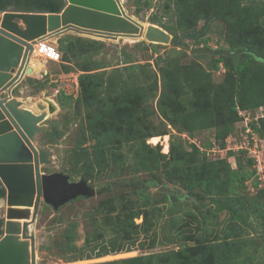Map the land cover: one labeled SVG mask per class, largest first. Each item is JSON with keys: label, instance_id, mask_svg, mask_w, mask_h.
<instances>
[{"label": "trees", "instance_id": "16d2710c", "mask_svg": "<svg viewBox=\"0 0 264 264\" xmlns=\"http://www.w3.org/2000/svg\"><path fill=\"white\" fill-rule=\"evenodd\" d=\"M146 1L148 6L153 5V0ZM162 1L158 8L163 16L174 15L176 18L177 29L174 34L178 32L185 34L186 38L193 40V46L211 48L208 45L209 37L206 36V31L212 21L221 20L226 23L227 33L230 34L226 37L230 43L228 49L245 51L236 56L191 54V61L183 62L181 58L187 55V50L191 47L187 42L177 39L170 52L155 60L157 68L155 71L148 68L146 70L142 63H132L112 72L105 70L92 72L103 62L118 61L121 55L119 46L112 59L107 58L105 52L102 58L96 60L81 59L80 51L95 50L108 40L83 38V41L74 39L69 41L66 36L62 37L57 48L61 54L70 53L76 65L74 68L81 71L77 76L80 93L74 97L60 89L56 94L57 103L64 109L74 107L75 110H79L81 106L90 109L86 119L96 123L94 133L98 132L97 148H101L102 152L101 155H95L99 171L108 165V159L104 157L106 152H111L116 159L115 156L118 155L116 150L120 145L130 142L133 170L147 173V177L133 176L127 180L122 179L121 186L132 190L108 197L94 210L85 212L91 223L86 228L81 247L75 244L78 236L77 223L72 220L63 234L57 236L58 251L55 254H59L60 251H75L77 257L88 258L92 254L99 256L116 253L125 249L130 250L137 244L142 245L145 242L143 238L149 237L154 228L153 219L156 218V214L164 212L159 206L151 203V194L148 191L151 187L160 186L163 181L155 176L148 177V174L163 169L165 182L178 181L188 196L208 200L212 207H209L208 213L202 216V220L191 213L196 224L193 226V233L186 234L183 238L193 240L194 244L182 250H171L155 255L159 262L264 264V253L259 262L256 260L258 253L256 250H259V247L253 240L234 236L217 243L208 240L209 235L203 233L208 225L206 217L209 214L217 216L222 211L228 214L226 222L233 220L250 227L242 214L243 210L247 209L260 220L259 240L262 245L261 251H264V190L260 189L261 194L253 201L243 193L248 179L254 187L259 188L255 168L240 163L232 168L227 158L235 154L233 151H228L225 157L208 160L200 147L191 143V149H185L183 143L186 141L173 133L169 134L168 158L157 146L146 143V139L151 136L166 135L168 133L166 129L156 131L146 127V124L141 125L146 117L156 114L161 122L167 121L178 133L193 135L196 131L214 128V139L206 141L205 147L211 148L217 144L224 148L225 138L231 130L233 131L234 124L241 123L242 130H245L243 117L239 114L241 110L250 115L253 110L264 111V0ZM64 4V0H0V11L11 8L58 12ZM200 21L204 24L197 31ZM150 44L156 46L154 43ZM107 47L108 45L106 50ZM216 49L226 48L217 46ZM206 57L210 58L211 63L208 69L197 60ZM221 66L224 68L223 80L214 83L211 71L218 70ZM64 69L67 72L72 68L68 65ZM136 74L142 75V78L135 77ZM152 100H155V105L149 107L148 102ZM140 113L144 114V117L142 116L144 119L139 122ZM251 118L250 128L264 138V116ZM136 125L138 128H135ZM57 133L61 134V131ZM135 141H138L137 146L133 144ZM241 152L244 155L247 149ZM250 163L253 164L254 160L250 159ZM91 169L92 167L84 169L83 177H89ZM4 193V188L0 186V196ZM160 194L166 199L175 195L165 192ZM245 200L250 203L245 204ZM166 210L169 213L173 212L170 208ZM138 217H142L140 223L135 222V218ZM2 224L3 219L0 216V233ZM241 225L234 227L236 232L234 234L240 233L237 227ZM209 227L208 225V229ZM183 228L189 233L188 221L180 224V230ZM103 235L109 238L111 236L113 240L103 242ZM149 242L153 244L154 240ZM88 249L90 251H87ZM152 257L154 258L151 254L138 255L110 264H152Z\"/></svg>", "mask_w": 264, "mask_h": 264}, {"label": "rangeland", "instance_id": "374dc122", "mask_svg": "<svg viewBox=\"0 0 264 264\" xmlns=\"http://www.w3.org/2000/svg\"><path fill=\"white\" fill-rule=\"evenodd\" d=\"M122 7L124 8L127 15L131 16L135 20L139 21L144 25L155 24L165 30L172 39V43H154L156 46H152L144 38L138 40H133L124 37H116L114 39L109 38L106 44L101 47H97L95 50L91 51H80L79 56L81 59H99L102 58L104 52L107 58L112 59L117 53V47L119 46L120 50V59L118 61L103 62L98 65V68L93 69L94 71H108L112 72L121 67L132 64V63H142L144 68H147L151 71L157 70L155 66V60L159 56H165L168 52L172 50L177 39L187 42L191 48H196L193 46V40L186 38L185 34L178 32L176 35V18L174 15H166L160 12L158 8L159 5L163 2L162 0H153V5L148 6L146 0H120ZM204 24L203 21H200L197 26V31H199ZM230 34L227 33L226 23L221 20L212 21L210 23L209 29L206 31V36L209 37L208 45L212 49H216L217 46H223L228 49L230 43L226 40V37ZM66 36L69 41L74 39V41H83V38H103V36H97L87 33H77L69 31L60 35H55L48 37L50 43L55 44L57 47L61 43L62 37ZM105 40V39H104ZM106 45H108L106 50ZM179 48V47H176ZM229 50V49H228ZM61 53V52H60ZM208 55V54H207ZM191 53L187 50V55L183 56L181 59L183 62L191 61ZM159 60V59H158ZM201 62L202 66L205 69H208L210 66V58H200L197 59ZM31 71L26 74L21 82L12 88V96L17 97L19 100H22L24 105L37 111L36 103L43 99V94L47 92L52 95L54 100H56V89H63L66 93L72 94L74 97H77L80 93V87L77 80V88L73 82V76L69 75L72 73H80L81 71L74 68L76 65L73 62L72 56L70 53L61 54L60 60H48L42 57L32 56L30 62ZM71 65V70L65 72L64 67ZM40 67L41 69L37 72L34 70ZM70 67V66H69ZM69 73L68 75H65ZM212 79L214 83L221 82L224 77V68L221 66L218 70L211 71ZM78 76V75H77ZM134 74H131L133 77ZM135 77L142 78V75H135ZM28 78V79H27ZM32 79V80H31ZM58 108L56 112L50 115V119H60L64 113H67V119H70L68 125L64 128L60 126H48L45 131L39 133L35 137V143L37 145H42L50 149L52 162L49 164H44L41 166L42 172L53 173V172H62L69 176L70 181H78L84 179L94 190V194L90 196H82L83 198H75L74 201H70L57 209L56 211L52 208L51 205L47 203H40L35 222L30 226V228L35 233V244H36V254H37V263L38 264H110L114 261H119L129 257H134L138 255L151 254L152 264H164V262H159L160 260L155 256L159 253L169 252L171 250H182L187 246H192L194 244L193 240H188L183 238L186 234L193 233V226L196 224V220L192 218L191 213L195 214L200 220L205 213H208L209 207H212L208 200L201 199L194 196H188L186 190L181 184L176 182H165V171L159 169L155 173L148 174V177L155 176L163 184L160 186L168 187L172 192L169 194H175L173 197L166 199L163 197L159 191V187L149 188L151 194V203L154 206H159L164 212L156 214L154 218V228L151 231L149 237L143 238L145 242L137 244V246L132 247L130 250H122L116 253H107L99 256H94L86 258L77 257V252H58V247H56V238L63 234L67 225L73 220L77 223L76 231L78 236L75 240L77 247H81L86 228L90 225L91 219L88 215L85 214L88 210L92 211L96 206L106 198H111L114 195L121 194L124 191H128L126 186H121L122 179L127 180V178L136 177H147V173L143 174L141 171L133 170V157L132 153L129 150L130 142L122 143L120 147L116 150L117 154L114 159V155L110 152H106L104 157L108 159V165L103 170H100L99 165L96 162V154L101 155V148H97L98 144V132L95 131L94 127L96 126L95 122H91L86 119L88 110L85 107L81 106L78 110H75L74 107L64 109L60 107L57 103ZM155 105V100L149 101L148 106ZM151 110V109H150ZM244 111H240L243 113ZM264 111L261 109L253 110L250 117L264 116ZM144 114L140 113L138 115L139 122L144 119L142 118ZM144 117V116H143ZM107 120V118H105ZM103 120L108 123V121ZM244 121V120H243ZM150 127L156 131L165 130L168 132L166 135H154L146 139V143L151 146H157L161 153H164L168 156L169 150V134L173 133L175 135H180L186 143H183L185 149H191V143H194L196 146L200 147L201 151H204V154L208 160H215L218 158L225 157L228 151H233L235 154L229 156L228 162L232 168L238 166V164L245 165L246 167H254L257 165L255 158H260L262 164L264 163V138L254 132V141L253 144L249 147V139L247 138L245 130H242L241 123H236L232 126L233 131L225 138L224 148H220L215 144L211 148H206L205 143L208 140H213L214 128L203 129L196 131L193 135H188L186 133H178L167 121L165 123L161 122V119L156 114L146 117L141 122V125ZM245 125V124H244ZM249 125V124H248ZM250 127V126H249ZM135 128H138L137 125ZM57 131H61V134H58ZM133 144L138 145V141H135ZM134 146V148L136 147ZM247 147V153L242 154L243 148ZM120 153V154H119ZM250 159L254 160V163H250ZM259 160V161H260ZM101 162V161H99ZM256 163V164H255ZM252 165V166H251ZM91 169L89 177H83L84 169ZM120 172V173H119ZM119 175V176H118ZM118 176V178H116ZM121 179L120 181H118ZM166 183V184H165ZM259 188L254 187L251 184V180L246 181V190L243 191L244 195L253 201L256 196L261 194V190H264V182H261ZM134 191V190H133ZM259 199V197H258ZM264 199V198H263ZM260 200V199H259ZM262 200V199H261ZM245 200V204H246ZM250 202H247V205ZM166 208L172 209V213H169ZM4 207L0 205V215H3ZM244 221H248L250 227L247 224L243 223L242 225L239 222L227 221L228 216L227 212L222 211L217 216L210 215L207 218V224L211 227L208 229V225L204 228L203 233L209 235L208 240L220 243L224 239L229 240L232 237H243L244 239H251L254 241L256 246L259 247L256 260L261 259V243H260V220L257 219L255 214L249 212L247 209H244L243 212ZM142 217L135 218L136 223H140ZM179 221V222H177ZM183 221H188L190 224L189 233L185 229L180 230V224ZM237 230H240L238 235L234 234L235 226ZM201 225H203L201 223ZM197 232V231H196ZM202 232V231H201ZM113 240V237L109 238L107 235L102 236V241ZM154 240V243L151 244L149 241ZM55 244V245H54ZM264 249V248H263ZM87 251H90L89 249ZM80 252L78 251V254ZM55 254V255H54ZM167 264V262H165Z\"/></svg>", "mask_w": 264, "mask_h": 264}, {"label": "water", "instance_id": "95a60500", "mask_svg": "<svg viewBox=\"0 0 264 264\" xmlns=\"http://www.w3.org/2000/svg\"><path fill=\"white\" fill-rule=\"evenodd\" d=\"M58 12L6 9L0 13V183L4 207L0 233V264H38L35 222L40 203L56 211L79 196L94 190L86 180L70 181L62 172L45 173L41 166L52 162L51 151L37 145L35 137L48 126L64 128L67 113L46 119V111H33L12 96L21 82L35 40L69 31L103 37L144 38L151 43H172L170 35L155 24L146 27L127 15L120 0H64ZM191 54L236 56L245 49L230 51L208 47L190 48ZM48 94L47 92H45ZM159 191L171 193L166 186Z\"/></svg>", "mask_w": 264, "mask_h": 264}, {"label": "built area", "instance_id": "2783aa9c", "mask_svg": "<svg viewBox=\"0 0 264 264\" xmlns=\"http://www.w3.org/2000/svg\"><path fill=\"white\" fill-rule=\"evenodd\" d=\"M32 53H34V56L37 57H42L44 59H48V60H60L61 57V53L58 50L57 46L53 43H50L48 41L44 40H40V41H36V43L33 45V51ZM60 89H56L55 92L56 94L59 92ZM239 114L243 117L244 120V124H245V132L247 135V138L249 139V143L248 146L250 147L253 144V139H254V132L252 131V129L249 127V121L252 119L250 117V114L247 113L246 111H244L243 113ZM256 118V117H254ZM243 149H247V147H241ZM258 157V156H256ZM255 158V162L257 163V165H255L253 168H255L256 170V176L257 179L259 181V184H261V182H264V163L262 164V160H260V158ZM260 160V161H259ZM255 163V164H256ZM260 187V186H259Z\"/></svg>", "mask_w": 264, "mask_h": 264}, {"label": "bare ground", "instance_id": "6f19581e", "mask_svg": "<svg viewBox=\"0 0 264 264\" xmlns=\"http://www.w3.org/2000/svg\"><path fill=\"white\" fill-rule=\"evenodd\" d=\"M144 27H146V25H144ZM48 37H52V36H45V37L39 38V39H37L35 41H40V40H44L45 39L46 41L49 42V40L47 39ZM117 37H120V36H117ZM109 38H111V37H104L105 40H108ZM124 38H127V37H124ZM112 39H114V38H112ZM32 56L34 57V53H32L30 55V59H29L28 65L25 68V73H24L23 77L31 71V68H30L29 64L31 62ZM40 69H41L40 67H37L34 70V72H37ZM23 77H22V79H23ZM36 105H37V112H40V111H43V110L46 111V119L50 118V115H52V113L56 112V110L58 108V105H57L56 101L54 100V98L52 97V95L46 94V93L43 94V99H41L39 102H37Z\"/></svg>", "mask_w": 264, "mask_h": 264}, {"label": "crops", "instance_id": "0c3cea01", "mask_svg": "<svg viewBox=\"0 0 264 264\" xmlns=\"http://www.w3.org/2000/svg\"><path fill=\"white\" fill-rule=\"evenodd\" d=\"M69 73H66L65 75H68ZM69 75H71V76H73V80L71 81V82H73V86L75 85L76 86V88H77V75H78V73H72V72H70V74Z\"/></svg>", "mask_w": 264, "mask_h": 264}, {"label": "flooded vegetation", "instance_id": "af4514ba", "mask_svg": "<svg viewBox=\"0 0 264 264\" xmlns=\"http://www.w3.org/2000/svg\"><path fill=\"white\" fill-rule=\"evenodd\" d=\"M7 9H10V8H7ZM6 10V9H5ZM4 10H2V11H0V13L1 12H3ZM0 186L2 187V185H1V183H0ZM3 188V187H2ZM4 196V195H3ZM3 196H0V197H3Z\"/></svg>", "mask_w": 264, "mask_h": 264}]
</instances>
